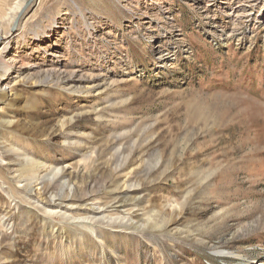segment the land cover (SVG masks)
I'll list each match as a JSON object with an SVG mask.
<instances>
[{
    "label": "rangeland",
    "instance_id": "1",
    "mask_svg": "<svg viewBox=\"0 0 264 264\" xmlns=\"http://www.w3.org/2000/svg\"><path fill=\"white\" fill-rule=\"evenodd\" d=\"M18 1L0 264H264V0Z\"/></svg>",
    "mask_w": 264,
    "mask_h": 264
},
{
    "label": "bare ground",
    "instance_id": "2",
    "mask_svg": "<svg viewBox=\"0 0 264 264\" xmlns=\"http://www.w3.org/2000/svg\"><path fill=\"white\" fill-rule=\"evenodd\" d=\"M24 4H25V2H24V0H19L18 2H17V4L12 8L13 9V11L11 12V19L13 20V21H15L16 20V18H17V16L19 15V13L21 12V10H22V8H23V6H24ZM3 37L0 35V39H2ZM0 69L3 71L2 72V75L5 77L8 73H9V71L12 69V65L10 64V63H8V62H5V61H3V60H0ZM60 69V68H59ZM59 69L57 68V69H55V70H58L59 71ZM53 71H54V69H53ZM53 71H51L50 70V72H53ZM33 162L34 161H30V164H33ZM54 172V171H53ZM54 175H56V173L54 172ZM47 188V187H46ZM50 188V187H49ZM45 189V188H44ZM52 189V188H51ZM46 190V189H45ZM51 191V190H50ZM71 191V190H70ZM53 193V192H52ZM72 193V192H71ZM70 193V194H71ZM121 196V195H120ZM66 198L67 199H74L75 198V195H68V196H66ZM87 199V198H86ZM50 201H56L55 200V198H52ZM117 202L119 203V202H123L122 200H118L117 199ZM69 204H70V202H69ZM114 204V203H113ZM59 205H61V206H63L64 205V201H60L59 202ZM80 205V204H79ZM65 206V205H64ZM72 207V206H71ZM92 209V208H91ZM99 209V208H98ZM125 218V217H124ZM132 221V220H131ZM133 222V221H132ZM221 255H225V253L224 252H221L220 253Z\"/></svg>",
    "mask_w": 264,
    "mask_h": 264
},
{
    "label": "water",
    "instance_id": "3",
    "mask_svg": "<svg viewBox=\"0 0 264 264\" xmlns=\"http://www.w3.org/2000/svg\"><path fill=\"white\" fill-rule=\"evenodd\" d=\"M20 15H21V13H20ZM20 15H19V16H20ZM18 19H19V18H18Z\"/></svg>",
    "mask_w": 264,
    "mask_h": 264
}]
</instances>
